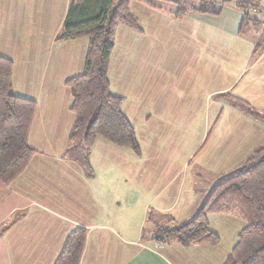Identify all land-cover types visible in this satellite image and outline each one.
Instances as JSON below:
<instances>
[{
  "label": "crops",
  "instance_id": "crops-1",
  "mask_svg": "<svg viewBox=\"0 0 264 264\" xmlns=\"http://www.w3.org/2000/svg\"><path fill=\"white\" fill-rule=\"evenodd\" d=\"M69 4L0 0V56L13 64L11 93L36 103L27 136L35 154L11 184L0 185V264H55L76 229L85 231L79 264H224L245 227L231 213L208 216L215 245L152 241L158 225L188 222L218 180L210 175L215 182L206 183L207 170L193 171L188 154L177 165H153L141 143L158 150L156 123L189 133L199 122L195 155L206 149L208 159L214 147V165L241 166L264 148V124L218 99L231 94L264 115V50L254 52L259 28L241 32L243 16L234 10H227L231 17L219 11L176 20L132 1L141 30L117 27L107 79L110 93L123 99L139 155L97 138L85 165L68 141L74 115L66 82L83 72L88 41H55ZM13 33L28 38L8 44Z\"/></svg>",
  "mask_w": 264,
  "mask_h": 264
},
{
  "label": "trees",
  "instance_id": "trees-1",
  "mask_svg": "<svg viewBox=\"0 0 264 264\" xmlns=\"http://www.w3.org/2000/svg\"><path fill=\"white\" fill-rule=\"evenodd\" d=\"M132 1L159 11H163L159 4L174 3V0H70L62 28L55 38L56 42L83 38L88 41L83 72L66 82L72 97L70 111L74 115L68 141L72 147L80 148L85 165L97 138L139 155L134 128L121 112L123 99L110 93L107 79L117 27L125 25L141 30L129 10ZM203 2L198 8L167 12L180 20L189 13L216 14L222 8L218 0ZM260 27L264 32L259 20L243 15L241 32ZM263 50L264 36L255 45V55ZM12 68L11 60L0 56V185L4 186L23 172L35 154L27 144V136L36 103L11 93ZM218 99L264 124V115L244 101L231 94L220 95ZM221 213L234 214L245 223L224 264H264V148L253 151L243 165L215 182L188 222L158 225L152 232V241L157 246L215 245L219 238L210 230L207 218ZM84 241L85 231L74 230L65 240L55 264H79Z\"/></svg>",
  "mask_w": 264,
  "mask_h": 264
},
{
  "label": "rangeland",
  "instance_id": "rangeland-1",
  "mask_svg": "<svg viewBox=\"0 0 264 264\" xmlns=\"http://www.w3.org/2000/svg\"><path fill=\"white\" fill-rule=\"evenodd\" d=\"M218 1L222 4V8L219 11H220V13H223L224 17H231V13L227 12L228 9L236 11L237 15H239L240 18L243 16V13L238 8L235 7L234 0H218ZM202 4L204 5L203 0H174V3L167 4V5L159 4V6L165 10H171V9L175 10V9H179V8L180 9L191 8V7L198 8ZM112 8H114V7H112ZM132 10H133V12H136L135 8H132ZM20 24L21 23H19V22L12 24L14 26L13 30H18V28L21 26ZM261 30L262 29L260 27L258 29V31L261 32L260 35L262 37V36H264V32H263V30L262 31ZM25 36H26L25 33H21V34L13 33L9 37H5V38L7 39L8 44H16V45L20 46L21 44L24 43L23 40L28 38ZM4 52L6 53L7 51H4ZM15 53H16V51H15ZM116 55L118 57V54H116ZM116 55L114 56V60H115ZM116 60L118 61V58ZM135 78L136 77L131 79L132 85L130 86V87L134 88V91H135V85L137 84L135 82ZM145 83H146V80L144 82L143 81L140 82V86L142 89H143L142 85L145 86L146 85ZM134 91H131V92L134 93ZM179 94L180 93L178 92V96H179ZM138 124H140V123H138ZM164 124H168V123H164ZM164 124L163 123H156L155 124V133L154 134H155L156 139L158 141L157 144L161 143L159 148L157 147L158 148L157 151L153 152L151 150V148H150L151 143L149 141H147L145 143H141L142 150H143L144 154H148L152 158V160H153L152 164L153 165H177V161L179 160V158L183 155L188 154V155H190V157L188 159L187 165H192L193 171L195 169V165H203L205 170H207V172L202 175L203 180L209 184L212 182H215L216 180L221 179L222 178L221 176L224 177L227 174H229L230 172H232V171H234L240 167V165H214L211 161V157L215 154L214 153V147L211 150H209L208 159H207L206 152H205V151H207L206 149L202 152L201 155L200 154L197 156L195 155V154H198V151H200V149H201V143L199 145H197V142H196V140H197L196 136L198 135L197 131L199 129V122L191 123V131L189 133H187V131L184 133V131L174 130L170 127H167ZM214 139L215 138H213V141H214ZM214 144H215V142H214ZM222 166L223 167L226 166L225 168H229L228 171H226V173H223L221 176L216 177L215 173L219 172L221 170L220 168ZM224 170H226V169H224ZM213 171H215V172H213ZM210 175L212 177L216 178L215 181H212L214 178H211Z\"/></svg>",
  "mask_w": 264,
  "mask_h": 264
},
{
  "label": "built area",
  "instance_id": "built-area-1",
  "mask_svg": "<svg viewBox=\"0 0 264 264\" xmlns=\"http://www.w3.org/2000/svg\"><path fill=\"white\" fill-rule=\"evenodd\" d=\"M234 3L243 15L259 20L264 29V0H234Z\"/></svg>",
  "mask_w": 264,
  "mask_h": 264
}]
</instances>
